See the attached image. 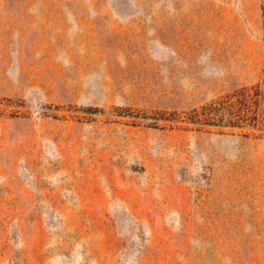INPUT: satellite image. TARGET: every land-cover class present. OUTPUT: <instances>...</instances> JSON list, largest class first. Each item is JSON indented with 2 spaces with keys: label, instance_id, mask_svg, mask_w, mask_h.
Wrapping results in <instances>:
<instances>
[{
  "label": "rangeland",
  "instance_id": "obj_1",
  "mask_svg": "<svg viewBox=\"0 0 264 264\" xmlns=\"http://www.w3.org/2000/svg\"><path fill=\"white\" fill-rule=\"evenodd\" d=\"M263 77L262 0H0V264H264Z\"/></svg>",
  "mask_w": 264,
  "mask_h": 264
},
{
  "label": "trees",
  "instance_id": "obj_2",
  "mask_svg": "<svg viewBox=\"0 0 264 264\" xmlns=\"http://www.w3.org/2000/svg\"><path fill=\"white\" fill-rule=\"evenodd\" d=\"M262 9L264 13V0H262ZM264 82V77H263ZM259 97H264V90L260 89L256 93ZM260 97V98H261ZM256 105L257 107H254L253 105ZM244 109L247 112L245 115L241 114L240 116H235L236 118H229V119H236V122H239V120L249 121L256 127H260V129H264V109L259 107V99H257L254 103H245ZM254 108V109H253ZM253 113V114H251ZM250 114V115H249ZM231 120H229L230 122Z\"/></svg>",
  "mask_w": 264,
  "mask_h": 264
}]
</instances>
